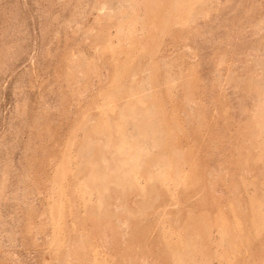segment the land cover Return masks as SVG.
Returning <instances> with one entry per match:
<instances>
[{"label":"rangeland","instance_id":"rangeland-1","mask_svg":"<svg viewBox=\"0 0 264 264\" xmlns=\"http://www.w3.org/2000/svg\"><path fill=\"white\" fill-rule=\"evenodd\" d=\"M0 264H264V0H0Z\"/></svg>","mask_w":264,"mask_h":264}]
</instances>
